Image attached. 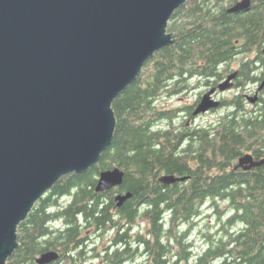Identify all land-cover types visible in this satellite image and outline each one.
I'll list each match as a JSON object with an SVG mask.
<instances>
[{"label":"trees","instance_id":"1","mask_svg":"<svg viewBox=\"0 0 264 264\" xmlns=\"http://www.w3.org/2000/svg\"><path fill=\"white\" fill-rule=\"evenodd\" d=\"M237 1L187 0L172 15L166 29L173 42L154 54L135 84L112 104L111 147L96 166L63 177L40 199L18 226V248L6 264H34L48 251L59 254L51 264H83L93 237L107 230L115 234L101 254L102 264L136 259L264 264V166L234 169L244 155L264 159V87L251 110L247 95L222 98L219 108L226 111L209 127L179 121L192 106L161 110L157 105L162 95L178 96L194 84L218 85L232 73L234 61L239 62L237 87L249 90L263 81L264 0H251L248 11L228 13ZM115 168L124 173L121 185L97 193L101 171ZM169 176L186 180L161 182ZM122 193L132 197L116 208L114 196ZM206 205L215 225H206V247L195 254L190 231ZM143 218L148 225L135 232Z\"/></svg>","mask_w":264,"mask_h":264},{"label":"water","instance_id":"2","mask_svg":"<svg viewBox=\"0 0 264 264\" xmlns=\"http://www.w3.org/2000/svg\"><path fill=\"white\" fill-rule=\"evenodd\" d=\"M186 2L0 0V264L18 248L17 228L40 199L63 177L96 166L111 147L113 102L173 42L166 27ZM251 3L239 0L227 12L248 11ZM237 76L234 71L207 90L192 117L218 109L213 95L231 89ZM246 100L254 105L258 96ZM263 166L264 159L247 154L234 169ZM123 178L118 168L101 171L95 191L119 187ZM131 197L114 196L116 208ZM58 259L48 251L34 264Z\"/></svg>","mask_w":264,"mask_h":264},{"label":"rangeland","instance_id":"3","mask_svg":"<svg viewBox=\"0 0 264 264\" xmlns=\"http://www.w3.org/2000/svg\"><path fill=\"white\" fill-rule=\"evenodd\" d=\"M248 57H253V55H249ZM243 57L239 58V61H241ZM239 62L234 61L231 63V69L232 71L234 69H238V64ZM234 72V71H233ZM208 87H198L197 84H194L188 91H183L178 96L174 97H166L165 95H162L158 99V106L161 110L165 109H178V108H184V107H190L193 106L200 98L202 95L206 93ZM249 88H253V85L249 86ZM236 94H246L249 96H252V94H247V90H236V89H231L228 91H225L223 93H220V99H231L233 96ZM247 109L251 110L252 107L248 103ZM226 111V108H219L215 111L209 112L208 114L198 116L194 121H191L189 125L196 127H209V125H212L213 123L217 122L218 119L221 117L222 114H224ZM185 115L179 117V121L182 122V120H186L184 118ZM196 117V116H195ZM63 203L65 200L62 201ZM67 203V202H66ZM221 205V204H220ZM221 210H226L225 205H221ZM139 222V223H138ZM137 222V229H135V232L138 230V228L142 227V222L139 221ZM206 225L212 226V228L215 225V218H214V212L209 209V206H205L202 210V214L200 218H197V220L193 223L191 227V233H190V238L193 239V246H194V252L195 254H200L206 247L205 242L202 241V235L205 233V227ZM213 232H215V229H213ZM115 232L112 231H105L103 234L99 236H94L93 240L96 243L95 244V251L92 252V247L87 249V254L86 258L87 261L83 264H102V253L105 251L107 247H109V242L112 240L114 237ZM144 259L141 260H135L132 261L128 264H143ZM183 264H193V262L190 263H183Z\"/></svg>","mask_w":264,"mask_h":264},{"label":"flooded vegetation","instance_id":"4","mask_svg":"<svg viewBox=\"0 0 264 264\" xmlns=\"http://www.w3.org/2000/svg\"><path fill=\"white\" fill-rule=\"evenodd\" d=\"M240 58V57H239ZM258 66L257 65H255V68H257ZM233 71H238V69H234ZM232 71V72H233ZM230 73H227L224 77V79L223 80H225L226 79V76H228ZM232 74V73H231ZM236 80H237V78L234 80V82H233V86H232V88L231 89H236V90H243V89H241L240 87H237V83H236ZM264 79H263V81L262 82H260V83H255L254 85H253V88H249V90H247V94H252V96L253 95H257L258 96V99H259V97H260V95H262V92H263V87H264ZM217 86V85H216ZM216 86H212V87H208L207 88V90H210L211 88H215ZM231 89H229V90H231ZM207 90H206V92H207ZM220 93H223V92H219V91H217L214 95H213V99L214 100H216V101H220L221 102V99H220ZM246 94H243V96H245ZM258 101V100H257ZM256 101V103H255V105L258 103ZM197 103H199V100L192 106L193 108H192V110H191V112H190V114H185V113H181L179 116H182L183 117V115H185L184 116V118L186 119L185 121H186V125L187 126H190L189 125V123L191 122V121H194L196 118H198V116H196V117H192L193 115H192V113L194 112V110H195V108H196V106L198 105ZM255 105H253V106H255ZM254 108V107H253ZM219 109V108H218ZM217 110V109H216ZM212 111H215V110H212ZM212 111H210V112H212ZM209 113V112H208ZM208 113H206V114H208ZM199 116H201V115H199ZM140 221H143L142 222V227H143V229H145V227L148 225V223H149V221H148V219H146V218H143V219H141ZM144 231H146V230H144ZM94 242V240L92 241V244L93 245H91V246H89L87 249H89V248H91L92 249V252L93 251H95V242ZM86 261H87V259H86ZM143 264H146V263H143Z\"/></svg>","mask_w":264,"mask_h":264}]
</instances>
